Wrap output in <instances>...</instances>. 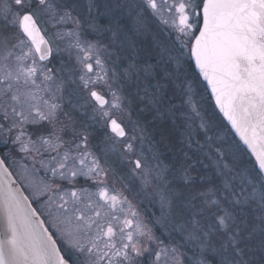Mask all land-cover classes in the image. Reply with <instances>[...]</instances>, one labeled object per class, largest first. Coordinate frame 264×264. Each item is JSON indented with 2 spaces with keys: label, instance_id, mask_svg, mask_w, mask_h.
Here are the masks:
<instances>
[{
  "label": "snow or ice",
  "instance_id": "obj_1",
  "mask_svg": "<svg viewBox=\"0 0 264 264\" xmlns=\"http://www.w3.org/2000/svg\"><path fill=\"white\" fill-rule=\"evenodd\" d=\"M79 6L78 0H0V137L5 144L11 139L45 172L37 183V170L25 166L32 177L26 195L13 187L12 173L0 160V264H142L139 258L151 255V244L158 241L123 191L109 186L107 158L102 164L89 150L86 129H78L65 110L64 90L77 76L80 89L95 102L93 111L113 133L108 137L113 142L103 149L105 157L115 154L121 163L127 161L129 179L142 190H155L162 210L158 222L166 219L163 209L171 211L181 196L211 218L206 228L193 219L187 232L188 239L199 242L202 257L209 251L216 257L198 264H264V0H141L129 5L130 24L110 21L103 29L112 32L114 44L122 35L144 32L149 12L171 27L207 81L216 106L255 157L252 170L226 163L221 167L217 160L215 178L201 176L199 185L189 174L191 165L178 169L181 187L173 186L171 166L157 151L146 153L143 135L129 138L123 120L114 115L125 111V98L114 85L133 78L138 82L141 73L151 75L155 66L139 67L132 57L113 59L108 51L112 44L83 39L85 27L99 34L101 26L94 18L87 23ZM91 8L89 4V12ZM42 22L56 29L54 37L64 42L70 59L75 50V66L54 69L43 63L49 61L53 41L42 34ZM69 24L70 29L61 30ZM159 55L179 63L172 49L160 46ZM124 59L128 63L121 69ZM97 85L107 87L110 99ZM160 87L145 84L141 89L138 83L136 95L158 112ZM185 103L191 105L190 98ZM27 125L35 127L30 132ZM137 127L133 125V133ZM80 176L93 181L95 191L73 185ZM257 236L259 243L253 245ZM64 249L76 259L62 254ZM161 256L167 258L165 264H180L175 247L155 251L151 264H159Z\"/></svg>",
  "mask_w": 264,
  "mask_h": 264
},
{
  "label": "rangeland",
  "instance_id": "obj_2",
  "mask_svg": "<svg viewBox=\"0 0 264 264\" xmlns=\"http://www.w3.org/2000/svg\"><path fill=\"white\" fill-rule=\"evenodd\" d=\"M115 2H118V0H116ZM127 2L129 7V1L127 0ZM134 2H137V4H139L138 0H135ZM78 3L80 6L77 11L80 13L81 17H86L87 23L93 22L94 18L95 22L101 26V32L99 34L92 32L85 27V30L82 32L83 39H87L93 42L100 41L105 45L112 44L108 51L113 53V59H118V54H120V52H122L125 57H132V59H135L140 54L138 53V48L139 50L141 48L145 49L144 45H141L140 43L141 40H139V36L134 33L122 35L120 38H117L115 40V43L113 44L112 32L103 31V29L109 25L110 21H115L116 23L120 24H130L129 15H126V21H123V15L121 16L119 13L117 14L116 12H114L113 7H108L105 0H78ZM89 4L92 5L90 12ZM76 14V12H73V15ZM39 27L45 29L43 34L46 39H51L53 41L50 45L52 48V57L49 60L50 63L49 61L43 63L47 64L48 67H52L54 69H57V63H62L64 61L67 63L66 67L75 66V50H73L70 59L69 52L63 50L64 42L58 41L54 37V32L56 31V29L51 28L47 22L40 23ZM71 27L72 25L70 24L64 25L62 26L61 30L67 31ZM148 27L149 26L147 24V33L151 35ZM152 44L153 46H157L159 48L160 46H163L162 42H153ZM173 65L176 69L177 65ZM119 66L122 69L126 65L121 63ZM75 79L76 83L71 94L67 95L64 92V107L65 110L68 111L70 115L76 119V126L78 129H86L84 123H89V121L91 120L99 129H103L104 139L97 144V147H99V149H96L93 144L91 145L89 141V150L92 151L103 164V161L106 158L107 160L109 159V156L105 157L103 149L106 144L113 142L108 139V137H112L113 134L108 131L105 120L100 119L99 114L93 111L96 105L87 95V93L84 90L80 89L78 76L75 77ZM190 82L191 83L187 87L190 88V93L186 95V88L180 91L181 100L177 106V109L179 110L180 118L185 120V126L183 127V129L188 130L187 138L181 139L180 142L183 144L184 141L185 145L189 146L194 156L191 157V160L193 162H200L204 167L210 168L212 172H210L207 176L211 179L215 178L216 168L214 167V165L216 164L217 160H220L221 167H223V165L226 163L230 166L234 165L238 170L254 169V161L245 152L243 147L233 136L232 132L227 129L228 127L226 128L224 123H222L219 119L218 115H216L213 107L206 98L204 91L201 89L200 83L193 79L190 80ZM114 88L121 89L119 94L125 98V111L123 113L116 111L114 112V115L117 118L123 120L124 126L126 127V131L128 133V137L131 138L134 134L137 137L143 135V148L145 149L146 153L150 156V149L157 151L160 154L161 160H163L165 164H169L171 166L169 179L170 181H172L173 186L180 187L178 182L173 183V181L176 180L177 176H179V172L177 170L180 169V166L178 165L177 161L180 157H177L178 155L169 153L162 148L161 152L159 150V147L155 143L148 141L149 133L146 130L144 122L141 121V116L136 110L133 109L132 105L129 106L128 101L130 100V97L128 96V94H126L125 89H123V87L121 88L120 83L115 84ZM96 89L103 95H105L107 99H110V95L108 94V90L105 85H97ZM189 98L191 100V105L185 103V100ZM193 106L195 107V111H193ZM197 112L199 113V115H196ZM167 114L171 116L169 111L167 112ZM61 119H64V117L62 116ZM134 124L138 125L135 133H133ZM202 125L204 126L202 127ZM26 127L28 128V131L31 132L35 126L27 125ZM141 128L143 129L142 133L139 131V129ZM87 134L89 136L88 131ZM65 138L67 139L68 137ZM0 146L7 156L8 163L13 170L16 178L24 186L27 193L30 194V188L25 187V185L31 182L32 177H30L28 173L25 172V166H27L29 171H31L33 168L37 170L35 175V181L37 183L41 178L45 177L44 169L40 167L38 161L34 162L28 154L19 152V146L14 145L11 139H9L8 143L5 144L3 142V138L0 137ZM221 153H223V158H221ZM109 155L111 157L115 154ZM184 155L186 156V154ZM186 157H188V155ZM116 159L117 161H119L117 155ZM127 163V161H124L123 163H121L120 161V164H123V167H125L123 168L122 174L118 169H115V167L112 166L111 161L108 160V164L110 165L108 176L109 186L123 191L124 195L127 196V198L134 205L135 210L140 214V218L144 221L148 228L152 229L153 236L158 238V241L163 242L162 244L158 243V241L152 242V254L149 255L148 253H145L144 256L139 258L142 264H151V262L155 260V251L159 250L160 248H167L170 251L173 247L178 250L180 264H198V261H200L202 258H206L209 262L214 261L216 257L213 256L210 251L204 253L202 257L199 242L187 238V232L191 230L189 226L191 225L192 220H199L200 224L202 226H205L206 228V226L211 222V218L208 216V214L206 212L202 215L199 214L197 212V209L189 207L184 202V197L181 196L178 197L174 202L171 211H169L167 208L163 209V213L166 219L158 222L162 214L159 197L155 194L154 189L150 188L147 190H142L138 182L129 179L127 175ZM93 183V181L87 180L83 176L77 177L73 181V185L77 187H87L95 191ZM125 184L128 185V187L125 188ZM35 204L38 208L39 204ZM182 210L184 211V214L181 212ZM45 218L47 220L46 216ZM48 225L52 231H55V229L52 228L50 224ZM181 225L185 226L184 231H181ZM64 251L68 253L70 257L76 259V256L72 252L67 249H64ZM82 259L83 257H80V260ZM166 259V257L161 256L159 264H165Z\"/></svg>",
  "mask_w": 264,
  "mask_h": 264
},
{
  "label": "trees",
  "instance_id": "obj_3",
  "mask_svg": "<svg viewBox=\"0 0 264 264\" xmlns=\"http://www.w3.org/2000/svg\"><path fill=\"white\" fill-rule=\"evenodd\" d=\"M145 33L143 32L144 35ZM149 39L150 38H147V37L146 39H144L145 53L148 56L159 54L160 48L157 46H153L152 42H150ZM118 55H119V58L124 56L122 52H120V54ZM156 59H159V61H161L160 56L159 58H156ZM135 62L140 67L139 63L136 60ZM122 63L124 65H127L128 63L127 59H124ZM173 64H175V66L177 65L175 61H171L170 64L169 62L165 64L164 63L156 64V62H154L153 60H150L147 63V65L155 66L152 69L151 75L145 76L142 73L140 74L141 75L140 81L137 82L135 78H133L130 81H122L120 84H123V89H125L126 94H128V96L130 97V101H131V105L133 106V109L138 112V114L141 116V121L144 122L146 130L149 133L148 141L155 143L159 147L160 151L162 148L163 150L169 153L178 155L177 157H180V158L178 159L177 163L180 166V169L187 168L189 165H191L189 174L195 179L197 185H199L203 183V181L200 180V177L206 176L208 178L207 175L212 171L210 168L204 167L200 162H193L191 160V157H194V156L189 146H186L184 141H183V144L185 146L180 142L181 139L187 138L188 130L183 129V127L185 126V120L180 118L179 110L177 109L178 108L177 106L181 100L180 91L184 90L185 88L189 86V84L191 83L190 80L193 79L197 81L198 83H200L201 89L204 91L206 98L208 99L211 106L213 107V110L215 111L216 115H218L219 119L221 120L222 123H224L226 128L228 126L226 125L225 121L222 119L220 114L217 112V110L215 109V106L206 91L204 83L200 80L197 73H195L193 69H191L190 71L183 70L182 65H179V64L176 66V69H175ZM57 65H58L57 69H59L62 66L66 67L67 63L64 61L62 63H57ZM165 73H168L169 75L165 76ZM183 73L186 74V77H182ZM138 83L141 89L144 87L145 84H148L152 87L156 86L158 83L161 85V87L159 88V104L157 105L159 115H158L157 110H153L151 109V107H148V108L145 107V105L147 104V99H145L143 103L140 102L139 97L136 95ZM74 86L75 84H72L69 81L67 83V86L64 92L67 95H70ZM150 91H151V88H150ZM141 95H143V92H141ZM170 109H172L171 112L169 111ZM168 111L170 112L171 116L167 114ZM84 124H85L86 130L89 133V141L91 145L93 144V146L96 149H99V147H97L98 146L97 144L100 143L104 139L103 129H99L92 122V120L89 121V123H84ZM227 129L230 130L229 128ZM0 154L5 160V162L7 163L8 159L4 151H1ZM184 154H186V156L188 155V157H186ZM108 160L111 161L112 166H114L115 169H118L123 174V168L125 167H123L124 166L123 164L122 165L120 164V160L117 161L116 155L111 156V157L109 155ZM178 172H179V176H177L176 180H174L173 183L178 182L179 186L181 187L184 185V180L182 178V173L180 171ZM213 179L208 178V180L210 181ZM181 212L184 214L183 210ZM258 243H259V236H257L256 239L252 241L253 245H258ZM258 258H259V255L257 254V259Z\"/></svg>",
  "mask_w": 264,
  "mask_h": 264
},
{
  "label": "flooded vegetation",
  "instance_id": "obj_4",
  "mask_svg": "<svg viewBox=\"0 0 264 264\" xmlns=\"http://www.w3.org/2000/svg\"><path fill=\"white\" fill-rule=\"evenodd\" d=\"M105 1H106V4H107L108 7H110V8L113 7L114 12H116L117 14L119 13L121 16L123 15V21H126V15H129V7H128V4H127L128 3L127 0H118V2H115L116 0H105ZM128 1H129V4H131L135 0H128ZM138 1H139V3L141 2V0H138ZM169 2H171V0H169ZM134 3H137V2H134ZM135 11H137V9L132 11V13L134 12L132 15L135 14ZM124 15H125V17H124ZM149 15L151 16L150 12L148 13V16ZM150 16H149L147 24L149 26L148 28H149V31H150L151 35L147 33V29L145 30L146 33L144 31L145 35L143 34V32L138 34V36H139L138 38H140L139 40H141V42L139 41L141 43V45H144V39H146V37H147V38H150L149 41L152 42V43L153 42H157V43H161L162 42V45L164 47H169V49H172L177 56H179V52L176 51V50L179 49L180 51H184V55L183 56H179V63L178 64L182 65L183 70H186V71L187 70L190 71L191 69L194 70L192 62H191L190 54L187 51L181 49L180 44H179V42L176 39V35L177 34L175 33V31L171 27L163 24L160 20H157L155 17H150ZM121 19H122V17H121ZM138 53H140L139 56H137L133 60L134 61L136 60L139 63L140 67H144V65L146 66L147 63L150 60H153L154 62H156V64L157 63H159V64L164 63L165 64V63H168V62L170 64V62H171V61L167 60V57H164L163 59H161V61H159V59H156V58H159V56H160L159 54H156V55H153V56H148L145 53V49H143V48H141L140 50L138 48ZM51 57H52V55H51ZM51 57H50V59H51ZM44 62H48V61H44ZM182 77H186V74L183 73ZM1 151H3V149L0 146V153H1ZM6 164L10 168L11 172L14 174V172L11 169L9 163L7 162ZM14 176H15V174H14ZM18 182H19V180H18ZM20 185L22 186V188L24 189L26 194L29 195L27 193L26 189L24 188V186L21 183H20ZM33 205H34V207H37L35 202H33ZM41 217H42V219L46 220L45 216H41ZM46 226L49 228L50 231H52L48 224H46ZM62 254H64L67 257H70V255L68 253H66L64 250H63Z\"/></svg>",
  "mask_w": 264,
  "mask_h": 264
},
{
  "label": "water",
  "instance_id": "obj_5",
  "mask_svg": "<svg viewBox=\"0 0 264 264\" xmlns=\"http://www.w3.org/2000/svg\"><path fill=\"white\" fill-rule=\"evenodd\" d=\"M42 34H43V33H42ZM43 35H44V34H43ZM45 38H46V37H45ZM50 47H51V46H50ZM51 55H52V54H51ZM50 57H51V56H50ZM50 57H49V59H50ZM190 58H191V56H190ZM191 62H192V65H193V68H194L195 72L198 74L200 80L204 83L205 88H206V90H207V93H208L210 99L212 100V102H213V104H214V106H215V109H216L217 112L220 114V116L222 117V119L225 121L226 125L229 127V129H230V131L232 132L233 136L239 141V143L243 146V148L247 151V153L251 156V158L253 159V161H254V163H255V157L252 156V154H251V152L249 151V149L247 148V146L243 144V142L240 140L239 135H238V134L236 133V131L232 128V126H231V124L229 123V121L224 117L223 113H222V112L219 110V108L216 106L215 100H214V98H213V96H212V93H211V89L208 87L207 81H205V80L199 75V71H198V69L195 67V62H194V60H192V58H191ZM97 91H98V90H97ZM100 94L103 95L101 92H100ZM104 96H105V95H104ZM105 98L107 99L106 96H105ZM93 102H94V101H93ZM94 103H95V102H94ZM107 129H108V131H109L110 133H112V132L110 131V128H109L108 126H107ZM112 134H113V133H112ZM0 160H3L2 157H1V155H0ZM5 167L9 170V172H11V170H10L9 167L6 165V163H5ZM11 173H12V172H11ZM10 179H11L12 181H15V184L13 185V187H20V188H21V191H23V192L25 193L24 189L22 188V186L20 185V183L18 182V180L16 179V177L13 175V173H12ZM25 194H26V193H25ZM26 195H27V194H26ZM33 207H34V205H33ZM41 219H42V217H41ZM45 226H46V225H45ZM46 227H47V226H46Z\"/></svg>",
  "mask_w": 264,
  "mask_h": 264
}]
</instances>
